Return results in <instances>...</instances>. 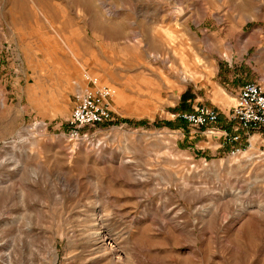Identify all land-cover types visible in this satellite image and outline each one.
<instances>
[{
    "label": "rangeland",
    "instance_id": "obj_1",
    "mask_svg": "<svg viewBox=\"0 0 264 264\" xmlns=\"http://www.w3.org/2000/svg\"><path fill=\"white\" fill-rule=\"evenodd\" d=\"M85 72L111 118L69 140ZM231 73L264 78V0H0V264H264V127L175 116Z\"/></svg>",
    "mask_w": 264,
    "mask_h": 264
},
{
    "label": "built area",
    "instance_id": "obj_2",
    "mask_svg": "<svg viewBox=\"0 0 264 264\" xmlns=\"http://www.w3.org/2000/svg\"><path fill=\"white\" fill-rule=\"evenodd\" d=\"M86 73V74H85ZM84 73L87 87L75 94V103L68 118L69 140L88 137L89 127L105 123L111 118L110 97L114 88L102 83L97 76ZM176 118L193 126H205L208 132L223 138V145H230V154L243 149V141H249L252 130L264 127V78L244 81L238 88L235 101L226 114V127L218 128L219 110L208 104H197L192 109L179 110Z\"/></svg>",
    "mask_w": 264,
    "mask_h": 264
},
{
    "label": "crops",
    "instance_id": "obj_3",
    "mask_svg": "<svg viewBox=\"0 0 264 264\" xmlns=\"http://www.w3.org/2000/svg\"><path fill=\"white\" fill-rule=\"evenodd\" d=\"M227 83H224V89L230 91V97L228 98L229 100H227L226 98H224V102L225 104L222 102V100H218L216 98H214V96L208 94L205 97H202V100L206 101L207 103L215 106L218 110H219V117L221 116L220 113L225 114L227 111L230 110L231 106L233 104H227L228 102L233 101L237 95L238 92V88L240 87V82L238 80H234L232 77V73H231V77L227 78ZM222 88H220L221 90ZM233 99V100H232ZM232 102V103H233ZM225 118V115L223 116V119ZM223 121L227 124V122L225 120H221L219 119L218 123H217V127H219V124L222 126L223 125ZM223 127V126H222ZM212 134V133H210ZM220 137V136H219ZM223 140V138H222ZM222 142V141H221ZM221 144V143H220Z\"/></svg>",
    "mask_w": 264,
    "mask_h": 264
},
{
    "label": "bare ground",
    "instance_id": "obj_4",
    "mask_svg": "<svg viewBox=\"0 0 264 264\" xmlns=\"http://www.w3.org/2000/svg\"><path fill=\"white\" fill-rule=\"evenodd\" d=\"M86 74V73H85ZM84 78V77H83ZM84 80L86 81V79L84 78ZM87 84V82H86ZM87 87V85L81 87L79 90H77L75 92H81L83 91L85 88ZM101 226V225H100ZM102 228H104V226H102ZM101 229V228H100ZM104 231V230H103ZM90 243L93 246V252L92 253H100V257H105L108 253V251L110 252H114V248L116 247L114 245V242L112 241V239L110 237H108V235L103 234L102 231L100 230L99 232H94L91 235V238L89 239ZM96 257V256H95ZM94 258V257H93ZM101 258V259H102ZM106 259V258H105ZM97 260V259H95ZM100 260V259H99ZM103 261V260H102ZM111 262V261H110Z\"/></svg>",
    "mask_w": 264,
    "mask_h": 264
},
{
    "label": "trees",
    "instance_id": "obj_5",
    "mask_svg": "<svg viewBox=\"0 0 264 264\" xmlns=\"http://www.w3.org/2000/svg\"><path fill=\"white\" fill-rule=\"evenodd\" d=\"M180 121L184 122L183 120L179 119Z\"/></svg>",
    "mask_w": 264,
    "mask_h": 264
}]
</instances>
